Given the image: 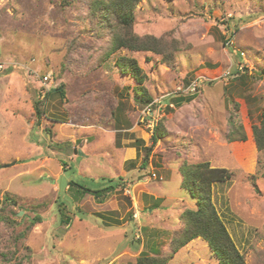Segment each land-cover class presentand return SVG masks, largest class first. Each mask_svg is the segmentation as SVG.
Listing matches in <instances>:
<instances>
[{
	"label": "rangeland",
	"instance_id": "rangeland-1",
	"mask_svg": "<svg viewBox=\"0 0 264 264\" xmlns=\"http://www.w3.org/2000/svg\"><path fill=\"white\" fill-rule=\"evenodd\" d=\"M93 1L0 0V264H217L199 236L173 251L184 161L228 173L211 203L264 264V0H140V49Z\"/></svg>",
	"mask_w": 264,
	"mask_h": 264
},
{
	"label": "trees",
	"instance_id": "trees-1",
	"mask_svg": "<svg viewBox=\"0 0 264 264\" xmlns=\"http://www.w3.org/2000/svg\"><path fill=\"white\" fill-rule=\"evenodd\" d=\"M139 1L140 0H94L92 4H90L92 14L98 12V16L107 21L113 17L125 30L124 36L120 34L114 36V47H127L130 49H140L143 47L133 42L132 39L136 38V36L131 33L132 31L130 29L134 19L133 10ZM130 34H132L134 38ZM128 61L129 63L127 64L118 62V67H120L121 70H130L136 81L140 83L142 81V75L140 74L139 66L134 60L129 59ZM53 89L57 91L63 90L62 86ZM46 92V94H43V98L50 93V90ZM150 98L151 97L147 95L145 97V102H150ZM39 102L40 100L35 101V106ZM36 113H40L38 107H36ZM260 119L259 124L253 126L252 133L257 148L264 149V107L261 111ZM158 137L159 135L157 132L152 133L151 139L153 143L156 142ZM241 138L243 139V137ZM147 157L146 155L142 164L145 165ZM180 173L182 175L183 188L189 192L190 197L195 199L196 208L184 211V214L187 216V222H185V225L182 227L180 236L176 239L177 244L173 247V251L175 252L178 247H181L189 240L199 236L208 242L209 247L217 259V264H245L242 255L238 252L235 244L231 240L224 223L210 200L212 183L224 180L228 177V173H225V170L222 168L209 166V163L205 161L191 164L184 161L180 166ZM108 187L110 189L114 186L107 185L91 192L95 193L97 196H101L103 194L102 190ZM96 192H98V194ZM34 219H38V217ZM165 261V258L150 256H141L138 259L139 264H165Z\"/></svg>",
	"mask_w": 264,
	"mask_h": 264
},
{
	"label": "built area",
	"instance_id": "built-area-1",
	"mask_svg": "<svg viewBox=\"0 0 264 264\" xmlns=\"http://www.w3.org/2000/svg\"><path fill=\"white\" fill-rule=\"evenodd\" d=\"M2 67V65L0 64V68ZM47 78H48V75H45L44 77H43V79L44 80H47ZM47 89H49V88H47Z\"/></svg>",
	"mask_w": 264,
	"mask_h": 264
}]
</instances>
